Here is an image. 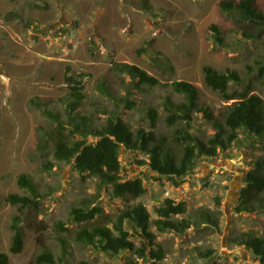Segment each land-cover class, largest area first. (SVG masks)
Wrapping results in <instances>:
<instances>
[{"label":"rangeland","instance_id":"1","mask_svg":"<svg viewBox=\"0 0 264 264\" xmlns=\"http://www.w3.org/2000/svg\"><path fill=\"white\" fill-rule=\"evenodd\" d=\"M221 0H0V252L9 255V264H35L34 258L50 250L55 264H156L133 253L109 256L76 238L81 224L70 219L73 207H102L115 216L124 208L121 200L97 186L94 178H82L73 161L59 162L49 151L37 148V129L47 119L41 108L63 113L71 99L72 84L79 82L84 100L79 109L95 126L104 122L102 107L113 108L97 90L105 82L116 96L124 95L123 75L112 70L115 63L134 64L158 78L160 85L134 97L138 109L120 113L133 129L151 130L146 107L152 105L160 116L155 130L165 135L169 146L180 151L166 122L163 102L169 97L183 101L173 91V81H186L199 92V103L215 115L232 101L204 84L202 68L221 72L236 70L243 82L238 90L251 86L264 100V35L246 38V24L221 11ZM238 2L240 0H233ZM264 11V0H256ZM217 26L222 43L215 41ZM249 32V31H248ZM250 33L255 34L254 29ZM168 58L173 70L159 66L155 58ZM126 80V78H124ZM194 132L203 137L213 133L211 125L197 116ZM180 125V124H179ZM96 138L89 136V141ZM263 155L254 140H240L215 159H201L179 185L157 179L140 151L120 150L124 180L142 178L146 192L131 201L142 203L156 218L154 208L165 198L184 203V214L198 223L182 234L152 231L165 251L159 264H260L243 246L241 234L264 233V212L237 211L240 189L249 162ZM25 174L38 194L36 207L20 209L9 203L10 194H28L18 177ZM209 211L218 218V227L200 220L198 212ZM23 232V248L10 253L14 218ZM64 229V230H63ZM131 239L140 243V233L130 229ZM65 240L64 252L60 239ZM202 253L204 255L199 254Z\"/></svg>","mask_w":264,"mask_h":264},{"label":"trees","instance_id":"2","mask_svg":"<svg viewBox=\"0 0 264 264\" xmlns=\"http://www.w3.org/2000/svg\"><path fill=\"white\" fill-rule=\"evenodd\" d=\"M219 7L236 21L246 24L243 31L246 38L254 36L259 39L264 35V11L259 9L256 0H221ZM211 29L216 32L215 41L222 43L217 26L213 25ZM250 29H254L255 34L250 33ZM155 62L163 68L173 70L168 58L158 57ZM112 70L115 74L124 76L121 87L124 95L116 96L103 81L97 83V90L113 102V108L102 107L100 113L104 122L101 125L95 126L90 116L81 114L79 107L84 100V94L79 82L70 78L68 81L72 84V97L66 102L63 113L41 108L32 101L47 119L46 124L37 129L38 150L49 151L59 162L73 161L82 178L96 179L98 188H104L125 205L115 216L105 214L99 205L93 208L85 204L73 207L69 212L70 219L82 226L76 232L79 241L95 246L109 256L133 253L139 259H151L159 264L165 257V251L157 242L152 227L162 233L182 234L192 225L198 224L187 218L175 219L174 216L185 213L186 206L170 198H165L162 204L154 208L156 218L153 219L144 204L131 203L145 194L146 187L142 178L123 179L120 161L122 147L143 153L145 159L136 163L139 166L147 165L157 179H167L172 184L179 185L199 160L215 159L220 153H227L242 139L254 140L260 145L263 155L249 162L236 209L248 213L264 212V100L257 93H252L251 86L242 90L232 89V85L243 82L236 70L221 72L209 65L202 68L205 86L218 92L226 102L232 101L219 115L199 103V92L194 85L186 81L171 83L173 91L182 95L183 101L174 102L166 97L162 105L166 112V122L172 127L173 137L180 143L179 152L169 146L164 134L158 135L153 130L160 119L155 107H146L151 130L142 127L133 129L119 110L122 106L129 111L137 110L138 100L134 97L137 93L159 86L158 78L137 65L124 62L115 63ZM259 76L264 78V65L259 68ZM197 116L211 125V135L203 137L194 132L193 122ZM89 136L96 140L89 141ZM18 181L20 186L27 188L28 194H10L6 200L20 209L36 207L38 194L32 181L25 174L20 175ZM198 215L200 220L212 227H218V218L211 216L209 211L200 210ZM17 221L15 217L11 226L12 254L21 252L23 248V232ZM130 229L140 233L139 245L131 239ZM60 243L65 252V240L61 238ZM235 243L245 247L260 264H264V233H243ZM199 254L204 255L200 252ZM34 263L55 264V259L52 252L45 249L36 255ZM0 264H9L7 253L0 252Z\"/></svg>","mask_w":264,"mask_h":264}]
</instances>
